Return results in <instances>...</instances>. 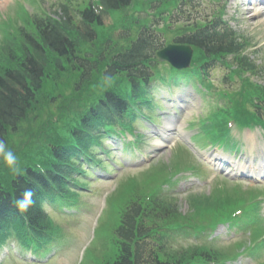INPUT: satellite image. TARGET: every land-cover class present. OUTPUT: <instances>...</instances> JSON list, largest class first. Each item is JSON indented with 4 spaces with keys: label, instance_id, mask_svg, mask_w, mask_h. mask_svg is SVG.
<instances>
[{
    "label": "trees",
    "instance_id": "trees-1",
    "mask_svg": "<svg viewBox=\"0 0 264 264\" xmlns=\"http://www.w3.org/2000/svg\"><path fill=\"white\" fill-rule=\"evenodd\" d=\"M82 1L76 7L59 1L51 12L30 16L34 30L17 28L20 43L14 50L20 51V55L15 58V51L8 49L9 55H12L11 61L17 64L9 65L0 71V140L7 137L9 128H14L18 124L36 103L37 98L41 99L45 107L53 106L55 91L42 88L44 77H50L53 74L56 79L64 74L66 78H73L74 85L66 87L67 105L71 106L68 122L72 124L71 127L81 129L87 127V120L79 115L78 110L91 105L93 98L86 90H96L99 83L97 79L101 75L108 78L112 74L124 71H139L151 61L150 53L155 49V45L147 33L141 32L139 38L128 49H123L113 40L116 38L115 30L103 25L105 13L108 10L129 8L134 11H143L149 0L147 2L144 0ZM155 1L160 2V0ZM212 28L197 29L195 33L188 34L180 42L198 46L210 52L237 50L239 45L232 35L221 32L216 26ZM5 35L11 36V30H8ZM242 64H246V61L243 60ZM110 98L117 97L108 93L105 99ZM102 113L103 109L98 104L94 108H88L86 118L95 120ZM55 142L56 139L50 135L44 148L38 150L39 157L46 152H51L54 158L52 161L59 163L63 155L53 149ZM28 166L32 167L30 163ZM29 168L20 166L11 185L20 186L23 191L30 189L35 196L36 186L32 181L36 173ZM18 198L0 194V216L13 208V202ZM129 202L131 206L127 210L120 233L123 239V251L113 264H132L131 243L136 229L135 217L138 202L132 200ZM30 211L36 218L37 214L32 207ZM25 215L30 218L28 210ZM38 221L42 223L41 220ZM187 257V262L193 259L203 261L208 259L209 255L200 249H193L187 256L172 259L181 261ZM141 262L137 260V264Z\"/></svg>",
    "mask_w": 264,
    "mask_h": 264
},
{
    "label": "rangeland",
    "instance_id": "rangeland-1",
    "mask_svg": "<svg viewBox=\"0 0 264 264\" xmlns=\"http://www.w3.org/2000/svg\"><path fill=\"white\" fill-rule=\"evenodd\" d=\"M66 2L68 4H72L73 7H76V5L80 4V1L82 0H39V4L40 6H42V8L44 9L45 12H51L52 9L54 8L55 4L58 2ZM85 1V0H84ZM15 2V1H14ZM83 2V1H82ZM13 4V2H11L10 0H0V18L1 20L5 21L4 22V27L7 26L8 29L11 30L12 35L11 36H1L0 35V71H2V69L6 68L9 65H16L17 62H12V55H9L8 49H12L13 51H15L14 49H17L20 40L18 37V27H23L24 29H28V30H34L33 26H32V17H30V15L28 13H20L16 16H13V12L10 11V9H8L9 6H11ZM22 5V6H21ZM213 4L207 0H202L200 2V9L205 10L207 7L212 6ZM238 8L240 9V13L241 17L243 20V22L239 25V30L246 32V33H251V34H256L255 40L260 41L259 43V47H261L260 52L261 54L258 55L257 58L262 59L264 62V12L261 13V15L258 17H254L253 15H256L259 11L264 10V6L260 5V6H255L253 5V2H251V4L248 3V1H244V0H238L237 2ZM28 8L31 10L32 6H30L27 3ZM19 7L20 11L23 12L24 9V3L20 2V1H16L14 3V10L17 9ZM80 7V6H79ZM230 9H233V5L231 6ZM253 16L252 18L248 19V17ZM252 21V23H251ZM107 22H110L109 19H107ZM259 23V25L254 26L252 25L253 23ZM246 25H249V28H246ZM255 27V31H253L251 29V27ZM10 45V46H9ZM14 47V48H13ZM17 55H20V51H15V58L17 57ZM263 84H264V77L263 79H260ZM162 155L166 156L165 153H162ZM167 158V157H166ZM162 162L164 163L165 160H162ZM182 187L186 188V184L182 185ZM193 191H199L201 193H195V194H199V196H191V198L187 199V197H184L183 195L179 194V199H177V207L181 208V210H186L187 208H191V207H202L205 204H216L218 203V201L214 202L213 200H216L217 198H221L218 197L217 195L213 194H208L207 191L209 189V186L206 187H202V188H197V187H193L191 188ZM222 202V201H221ZM201 241L200 238H196V237H190V236H186V237H182V236H178L175 238L174 241H176L177 243L180 244H185L187 243V241H190L191 243L193 241ZM215 243L220 246H226L227 243H225L224 240V236L222 235L221 237H219ZM244 261H247L246 259H244L242 261V264H246ZM260 261H264V250L262 251V253L253 258L249 263L247 264H251V263H256V262H260ZM51 264H56L57 261L55 258L50 260Z\"/></svg>",
    "mask_w": 264,
    "mask_h": 264
},
{
    "label": "clouds",
    "instance_id": "clouds-1",
    "mask_svg": "<svg viewBox=\"0 0 264 264\" xmlns=\"http://www.w3.org/2000/svg\"><path fill=\"white\" fill-rule=\"evenodd\" d=\"M106 83L110 81H105ZM0 163L6 165L13 173L19 171L18 157L4 140H0ZM33 192L26 189L22 196L14 201V206L20 213H25L32 206Z\"/></svg>",
    "mask_w": 264,
    "mask_h": 264
},
{
    "label": "water",
    "instance_id": "water-1",
    "mask_svg": "<svg viewBox=\"0 0 264 264\" xmlns=\"http://www.w3.org/2000/svg\"><path fill=\"white\" fill-rule=\"evenodd\" d=\"M159 56H169L172 54V49L168 48L162 51V53H159ZM172 58H170V60H172L173 64H174V56L171 55Z\"/></svg>",
    "mask_w": 264,
    "mask_h": 264
},
{
    "label": "bare ground",
    "instance_id": "bare-ground-1",
    "mask_svg": "<svg viewBox=\"0 0 264 264\" xmlns=\"http://www.w3.org/2000/svg\"><path fill=\"white\" fill-rule=\"evenodd\" d=\"M165 123H167L168 125H172V123H170L169 120H166ZM61 174H63L64 176H66L64 173H61ZM14 211H15V208L13 207V209L11 210V213L14 214ZM49 247H50V250L54 251L53 250V246H49ZM49 256H50V258H52L51 255H49Z\"/></svg>",
    "mask_w": 264,
    "mask_h": 264
}]
</instances>
